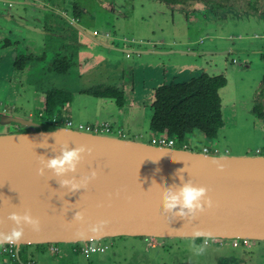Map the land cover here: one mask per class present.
<instances>
[{
	"label": "water",
	"instance_id": "95a60500",
	"mask_svg": "<svg viewBox=\"0 0 264 264\" xmlns=\"http://www.w3.org/2000/svg\"><path fill=\"white\" fill-rule=\"evenodd\" d=\"M123 51L190 52L148 48ZM22 123L14 132L0 134V231L15 226L8 219L13 212L23 215L30 211L41 222L38 232L25 226L22 242L15 244L21 264H29L19 252L24 244L76 243L117 236L198 238L194 229L211 231L214 239L264 241V154L203 152L63 125L51 127L31 119ZM65 145L69 149L86 146L92 152L83 154L74 173L60 177L45 169L40 175L41 160L60 155ZM213 159L225 166L223 171ZM93 171L97 177L75 192L59 183L73 178L83 181ZM176 173L183 175L185 182L206 187L213 201V207L205 206L195 220L164 212L162 194L165 187L180 184ZM77 212L84 214V222L75 219ZM102 220L109 223L99 237L93 238L90 232L87 238L76 235Z\"/></svg>",
	"mask_w": 264,
	"mask_h": 264
},
{
	"label": "rangeland",
	"instance_id": "374dc122",
	"mask_svg": "<svg viewBox=\"0 0 264 264\" xmlns=\"http://www.w3.org/2000/svg\"><path fill=\"white\" fill-rule=\"evenodd\" d=\"M48 1H51V3L57 6H65L68 9L70 8L69 5H71V3L69 5L64 4L63 0ZM71 1L80 3L88 2V7L95 13L96 19H84L85 21L83 20L82 22L90 32L98 30L102 34L103 32L112 30L115 32H123L129 38L135 37L137 40H145V43L139 46L132 43L133 45L130 47L134 48L133 50H137V48H148L149 50L175 49L189 51V49H193V46L196 47L198 55L184 53L168 55L147 54L143 56L141 61L140 56H138L140 54L137 52L133 53L132 58H130L131 62H135L133 70L127 68V71L131 74L132 86L135 87L136 92L145 87L146 89H150L158 82L156 72L159 66L155 68L149 67L152 64L148 62L160 60L167 62V65L169 61L176 65L178 63H191L193 60L196 61L201 55H204L206 51L214 48L211 42H216L219 50L233 48L229 55L237 57L242 65L237 66L236 71L232 72L234 67L230 63L227 64L228 68L231 69L228 74L229 84L227 85V89L232 90L233 106L230 107L229 101L227 100L225 102L224 112L225 117L230 118L226 122L230 123L229 125L226 123L227 127L219 131L214 141L208 140L204 142L195 140L191 142L190 148L203 151L204 145L209 144L211 146V152H214V146H216L220 154H264V126L252 112L253 97L257 95L264 78V53L261 54V52L256 51L257 49L247 47L249 44L256 43L264 38V23L251 22L250 24H246L247 22H245L236 24L227 22L223 27H216L213 25L205 26L204 24L201 25L196 22L184 24L176 20L177 22L174 24L171 18H168V15H163V17L159 16V14L153 15L150 5H146V8L142 10L138 1H136V10H132L130 4L123 9L125 15H132V17L116 19L115 11L111 12L110 7L101 8L96 0ZM1 3L4 4V2ZM28 6L16 4L14 8L16 16L25 14L17 10L24 9ZM4 9L3 6H0V10ZM161 11L163 14H166L164 7H161ZM59 24L61 25H56L63 29L65 28L64 22ZM25 33L32 35V32L28 30H25ZM231 34L235 36L234 39L230 37ZM101 40L103 42L96 41L94 42L95 44L92 41H88L89 44L92 43L93 45L89 46L87 50L86 48L83 50L81 53L82 56H80L81 60L87 56L86 54L90 53V50L96 51L97 46L102 48L101 44L110 45L107 44V39L102 38ZM238 44H243L244 46ZM118 49L122 50L118 51L105 48L102 58H99L98 62L104 61L106 63L110 60L117 64L115 70H113L114 72H116V69H122L128 58L127 53L123 51L126 47H119ZM211 56L215 57L216 55L212 54ZM211 56L207 55V58ZM4 59L8 60L10 56H2L1 60ZM221 60H225L224 55L220 57ZM245 63L248 65H243ZM13 87H17L16 93L11 90ZM10 90L9 92L7 81H0V102H3L4 106L13 104L14 96L18 93L20 87L12 84ZM226 98V95H223V99L226 100ZM86 101L87 103H85ZM22 103L27 112H32L33 115L39 109L32 103H25V101ZM2 106L0 105V109H3L4 106ZM100 109L98 106L93 105L90 100H87V98H79L77 96L68 104L65 110L58 111V109H55L50 114H46L49 121L45 119L46 117L40 119L38 116H32V118L45 122L51 127H55V122L50 118L53 114L62 112L64 114L62 115L63 118H72L75 126H78L81 122H95V115L99 114V116H102L101 118L111 120L109 122L113 125L116 124V127H121L128 138L151 142L153 134H157L156 132L153 133L150 128V118L147 116V111L141 109L134 113L135 116L133 118L124 116L123 120H121L120 118L117 119L116 116L107 117V113H104ZM17 113H22V109L20 108ZM17 128H14L12 132ZM0 130H2V127H0ZM116 134H120L118 130L115 131ZM192 136L193 132L190 134V138ZM114 239L116 241L115 245L107 252H96L90 255H84L81 251H76L74 249L76 243L72 244L69 242H59L58 246L60 250L57 252L51 251L49 243L24 244L20 247L19 252L22 260L28 263L30 261V264H264V241H255L253 246L250 247L233 246L231 239L224 240L222 243L220 241H212L206 246V253L204 255L196 256L192 251V245L204 244L203 237L147 239L144 236H117ZM0 264H13V260L3 255L0 256Z\"/></svg>",
	"mask_w": 264,
	"mask_h": 264
},
{
	"label": "flooded vegetation",
	"instance_id": "af4514ba",
	"mask_svg": "<svg viewBox=\"0 0 264 264\" xmlns=\"http://www.w3.org/2000/svg\"><path fill=\"white\" fill-rule=\"evenodd\" d=\"M96 1L101 8L110 7L111 12L115 11L116 19L132 17V15H125L123 9L130 4L131 9L136 10V1H138L142 10L146 8V5H150L153 15L159 14L161 17L168 15L174 24L180 21L184 24L196 22L205 26L223 27L227 22L236 24L245 22H247L246 24L251 22L264 23V0H181L174 3L168 0ZM63 3L67 5L71 3L70 8L57 6L48 0H20L16 2L14 0H0V6L5 8L0 10V81H7L9 92L12 90L16 93L17 87L10 90L12 84L20 87L14 96L13 104L4 106V103L0 102V105L4 106H2L3 109H0V127H2L0 134L12 132L14 128L22 126V120H34L32 116H38L40 119L45 118L46 114L51 112L49 100L55 93L59 96L58 98H69L68 102L65 101L56 108L58 111L65 110L68 104L79 96V98H87L99 109L101 107L100 110L107 113V117L117 116L121 120L124 116L133 118L134 113L140 108L147 109V116L150 117L151 113L154 112L155 90L168 83L165 82L156 86L152 91L154 94L152 97L151 95L150 97H143L140 91L136 92L135 87L132 86L131 74L127 71V68L133 70L135 62L130 61L133 52L127 53L128 58L125 66L122 69H116V72L113 70L117 64L113 61L98 62L105 49L103 46L102 48L97 46L96 51L90 50V53L81 60L80 56H82L83 50L85 48L87 50L89 46L93 45L92 43L89 44L88 41L103 42L101 39L105 38L107 44L115 47V50L121 51L118 49L119 47L133 50L131 45H142L145 40H137L135 37L129 38L123 32L112 30L102 34L98 30L90 32L82 23L84 19H96L95 13L88 7V2L63 0ZM16 4L29 5L24 9L17 10L25 14H17L18 16H16L14 11ZM161 7L165 8L166 14H163ZM63 22L64 29L58 26L61 25L59 23ZM25 30L32 32V35L25 33ZM230 37L235 38L232 34ZM211 45L214 48L210 51H206L200 57L195 56L198 58L190 63L189 72L186 74L182 72L172 80L189 79L204 73L210 76H224L227 82L220 88L219 97L221 98L223 113H225L227 100L229 106H233L232 90L227 89L228 74L231 71L227 64L230 63L234 67L232 72H235L237 66L242 64L237 57L229 55L233 48L219 50L216 42H211ZM238 45L244 46L243 44ZM247 47L257 49V52L263 54L264 38L249 44ZM106 49L112 50L113 48ZM189 51L193 55H198L194 46ZM221 51L223 52L221 53ZM212 54L224 55L225 60L220 61L222 56L212 57ZM5 55L10 56V59L1 60V57ZM207 55L211 57L207 58ZM140 58L141 61L143 57ZM247 63L243 65L247 66ZM223 95H226V100L223 99ZM23 101L36 105L39 108L36 114L28 113L22 103ZM253 101L252 112L264 126V78L257 95L253 97ZM107 105H113L115 111L111 112L103 107ZM20 108L22 113L18 114ZM95 116L102 117L99 114ZM45 119L49 121V118L46 117ZM229 120L230 118H227V121ZM195 132L191 137L192 141L197 139Z\"/></svg>",
	"mask_w": 264,
	"mask_h": 264
},
{
	"label": "clouds",
	"instance_id": "9594fccd",
	"mask_svg": "<svg viewBox=\"0 0 264 264\" xmlns=\"http://www.w3.org/2000/svg\"><path fill=\"white\" fill-rule=\"evenodd\" d=\"M91 154L92 149L86 146H79L69 149L67 145L62 147L60 155H55L53 157H44L41 160L43 165L39 169V174L44 175L45 169L54 172L55 176L64 177L67 173L76 172L79 164L84 159V153ZM213 164H216L220 171L224 170V165L219 163V159H213ZM181 169L177 170V173ZM176 173V175H177ZM98 173L93 171L90 176L85 177L83 181L77 182L75 178L73 179H63L59 183L62 187L70 188L71 191L75 192L79 189L86 188L88 183L97 177ZM180 180V184H173L170 187H165L162 194V205L165 213L174 212L175 215L185 218L191 216L193 220L196 219L197 213H202L205 211V206L207 208L213 207V201L207 196L208 189L203 186H194L191 180L185 182L183 175H177ZM179 209L176 212V209ZM187 210V211H185ZM9 220L14 222V227L10 231L4 232L0 231V246L3 244H19L22 242L25 234V226L30 227L33 231L41 230V222L38 218H34L30 211L21 215L19 213L13 212L8 217ZM75 219L80 222L85 221V216L82 212H77L75 214ZM109 222L107 220H102L98 224L90 225L87 231H77L76 235L78 237H88L89 232L93 234L94 237H99L104 233V230ZM194 237H203L204 244L192 245V251L196 256H202L206 253V246L210 239L213 237L211 231H205L202 229H194ZM91 252H96L97 248L93 244L90 249L85 250V254Z\"/></svg>",
	"mask_w": 264,
	"mask_h": 264
},
{
	"label": "trees",
	"instance_id": "16d2710c",
	"mask_svg": "<svg viewBox=\"0 0 264 264\" xmlns=\"http://www.w3.org/2000/svg\"><path fill=\"white\" fill-rule=\"evenodd\" d=\"M168 1L174 3L181 0ZM226 82L222 75L204 73L159 86L155 90L156 99L150 123L152 131L177 134L182 139L198 131L208 139L215 138L226 123L219 97L220 88ZM58 97L55 93L49 100L50 111L69 101L67 97Z\"/></svg>",
	"mask_w": 264,
	"mask_h": 264
},
{
	"label": "built area",
	"instance_id": "2783aa9c",
	"mask_svg": "<svg viewBox=\"0 0 264 264\" xmlns=\"http://www.w3.org/2000/svg\"><path fill=\"white\" fill-rule=\"evenodd\" d=\"M50 119H52L55 122L56 126L63 125V126H67L70 128H77V129L84 130V131H90L94 133H101V134H107V135H115V131L118 130V132L122 134L120 137H126V134L122 130L121 127L119 126L116 127L104 119H100L92 123H82L81 122L78 126H75L74 120L70 118H63L61 115H58L56 113L53 114ZM119 135L116 134V136H119ZM150 143L159 145V146H169V147L190 149L191 140H190V135L182 139L177 134L169 135L163 132H159L152 137ZM210 147L211 146L209 145L205 146L203 152H211ZM214 149H215L214 152L219 151L216 146H214ZM146 238L147 239L149 238L157 239L156 237H146ZM224 240H229V239L212 238L209 240L208 244H210L212 241H220V243H222ZM231 240L233 242V246H249L250 247L255 243V240H251V239L234 238ZM115 243L116 241L114 237L103 238L100 240H93V241H79V242H76V244L74 245V249L76 251H81L84 255H86L85 250L90 249L92 245L94 244L97 248L96 252H107L109 249H111L115 245ZM49 244H50L51 251L57 252L58 250H60V247L58 246V242H50ZM15 247H16L15 244H7V243L3 244V246H0V256L6 255L12 258L13 264H20L18 257H17V251L15 250ZM96 252L89 251L87 255H90L91 253H96ZM29 264H30V261H29Z\"/></svg>",
	"mask_w": 264,
	"mask_h": 264
},
{
	"label": "crops",
	"instance_id": "0c3cea01",
	"mask_svg": "<svg viewBox=\"0 0 264 264\" xmlns=\"http://www.w3.org/2000/svg\"><path fill=\"white\" fill-rule=\"evenodd\" d=\"M111 46V45H110ZM113 48V47H112ZM137 49H139V48H137ZM133 51H131V53H132ZM151 55V54H160V53H150V52H142V53H140V57H143L144 55ZM168 54H173V53H167V54H160V55H168ZM184 54H192V52H189V53H184ZM148 63H150V64H152V66H149L147 63V66H149V67H157V66H159V68H158V70H157V72H156V74H157V77H158V82H157V84H155V85H153V87H151L150 89H146V87L145 88H142V90H140V92H141V94H142V96L143 97H150V95H151V97L154 95L153 94V89H155V87L156 86H158L159 84H161V83H165V82H169V81H171L172 79H174V77L176 76V75H178V74H181L182 72L184 73V74H186L187 72H189V68H191L190 67V62H188V63H181V64H174L173 62H168V65H167V62H163V61H156V62H148ZM137 64V63H136ZM104 108L106 107L107 109H109L111 112H113V111H115V108L113 107V105H107V106H103ZM142 108H140L139 110H141ZM142 110H144V111H146L145 109H142ZM58 115H64L62 112L61 113H59ZM115 115V114H114ZM152 115H153V113H151V115H150V123H151V118H152ZM117 117V116H116ZM224 118H225V121H227V118L225 117V113H224ZM70 119H72V118H70ZM100 119H104V120H106V121H111V120H108L107 118L105 119V118H98V117H95V119L94 120H100ZM118 119V118H117ZM73 120V119H72ZM119 122H121L120 120H119ZM111 123V122H110ZM228 125H229V123L228 122H226ZM226 123H225V126L223 127V128H225V127H227L226 126ZM116 124H114V126H115ZM150 128H151V125H150ZM152 130V129H151ZM154 133V132H153ZM159 133V132H158ZM153 136H154V134H153ZM195 137L197 138H195L196 140H200V141H208L209 139L205 136V135H203L201 132H198V131H196L195 132ZM215 139V138H214ZM190 140H191V142H193L192 141V139L190 138ZM141 141H143V140H141ZM209 144H205L204 145V147L205 146H208ZM191 149V148H190Z\"/></svg>",
	"mask_w": 264,
	"mask_h": 264
}]
</instances>
